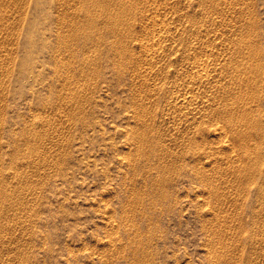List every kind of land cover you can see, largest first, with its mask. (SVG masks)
I'll return each instance as SVG.
<instances>
[{
    "label": "rangeland",
    "instance_id": "obj_1",
    "mask_svg": "<svg viewBox=\"0 0 264 264\" xmlns=\"http://www.w3.org/2000/svg\"><path fill=\"white\" fill-rule=\"evenodd\" d=\"M101 1L0 0V264H264V0Z\"/></svg>",
    "mask_w": 264,
    "mask_h": 264
},
{
    "label": "bare ground",
    "instance_id": "obj_2",
    "mask_svg": "<svg viewBox=\"0 0 264 264\" xmlns=\"http://www.w3.org/2000/svg\"><path fill=\"white\" fill-rule=\"evenodd\" d=\"M1 1H2V0H1ZM94 1H95V0H94ZM98 1H100V0H97V2H98ZM102 1H103V0H102ZM102 1H101V2H102ZM135 1H136V0H135ZM135 1H134V2H135ZM101 2H100V4H101ZM105 2H106L105 4L108 5V4H107V1H105ZM131 2H132V1H131ZM0 3H1V2H0ZM2 3H3V2H2ZM2 3H1V4H2ZM98 3H99V2H98ZM102 3L104 4V2H102ZM123 3H124V2H123ZM100 4H99V5H100ZM105 4H104V5H105ZM129 4H130V3H129ZM129 4H128V5H129ZM133 4H134V3H133ZM133 4H132V5H133ZM95 5H96V4H95ZM97 5H98V4H97ZM119 5H122V4L119 3ZM100 6H102V5H100ZM123 6H127V5H124V4H123ZM129 6H130V5H129ZM133 6H134V5H133ZM107 7H108V6H107ZM107 7H102V8H105V9H106ZM109 8H110V7H109ZM109 8H107V9H109ZM130 8H131V7H130ZM118 9H119V7L116 8V10H118ZM120 9H121V8H120ZM122 9H123V8H122ZM128 9H129V7H128ZM86 10H87V9H86ZM103 10H104V9H103ZM110 10H111V9H110ZM113 10H114V9H113ZM132 10H133V9H132ZM0 11H1V10H0ZM88 11H89V10H88ZM88 11H86V12H88ZM108 11H109V10H108ZM108 11H107V12H108ZM118 11H119V10H118ZM125 11H126V9H125ZM107 12H106V13H107ZM120 12H121V11H120ZM120 12H119V14H121ZM122 12H123V11H122ZM112 13H114V12L112 11ZM112 13H111V14H112ZM131 13H132V12H131ZM89 14H90V13H89ZM108 14H110V12H109ZM111 14H110V15H111ZM117 14H118V12H117ZM112 15L116 16L115 14H112ZM121 15L124 17L123 13H122ZM128 15H129V13H128ZM85 16H86V15H85ZM88 16H89V15H88ZM88 16H86V17H88ZM117 16H118V15H117ZM117 16H116V19H117ZM92 17H93V16H92ZM110 17H111V16H110ZM118 17H119V16H118ZM120 17H121V16H120ZM123 17H122V18H123ZM108 18H109V17H108ZM111 18H112V17H111ZM126 18H127V16H126ZM126 18H125V19H126ZM86 19H87V18H86ZM90 19H91V18H90ZM95 19H96V18H95ZM118 19L120 20V18H118ZM118 19H117V21H118ZM128 19H129V18H128ZM106 20H108V19H106ZM110 20H111V19H110ZM112 20H114V17H113ZM121 20H122V19H121ZM126 20H127V19H126ZM92 21H95V20L92 19ZM108 21H109V20H108ZM108 21H107V23H109ZM114 21H115V20H114ZM105 22H106V21H105ZM118 22H119V21H118ZM122 22H123V21H122ZM122 22H121V23H122ZM125 22H126V21H125ZM110 23L112 24V21H110ZM113 23H114V22H113ZM121 23H120V24H121ZM128 23H129V21H127V24H128ZM86 24H87V21H86ZM116 24H117V23H115V25H116ZM118 24H119V23H118ZM118 24H117L116 26L114 25V27H116V29H117V26L119 27ZM124 24H125V23H124ZM106 25H107V24H106ZM252 25H253V24H252ZM122 26H123V25H122ZM124 26H125V25H124ZM124 26H123V27H124ZM126 26H127V25H126ZM253 26H255V25H253ZM107 27H108V26H107ZM111 27H112V26L110 25V28H111ZM251 28H252V26H251ZM111 29H113V28H111ZM122 29H123V28H122ZM122 29H121V30H122ZM128 29H129V27H128ZM128 29H127V30H128ZM114 30H115V29H114ZM123 30H124V29H123ZM253 30H254V28H253ZM117 31H118V30H117ZM251 31H252V30H251ZM254 31H255V30H254ZM254 31H252V33H253ZM119 32L122 33V31H120V30H119ZM124 32H125V31H124ZM117 33H118V32H117ZM250 33H251V32H250ZM252 33H251V36H253ZM256 33H257V32H256ZM118 34H119V33H118ZM122 34H123V33H122ZM124 35H125V33H124ZM124 35H123V36H124ZM249 35H250V34H249ZM251 36H250V37H251ZM256 36H258V34H257ZM119 37H120V36H119ZM119 37H118V38H119ZM254 37H255V36H254ZM251 38H253V37H251ZM253 39H255V38H253ZM257 39H258V38H257ZM121 40L123 41L124 39L121 38ZM118 41H120V40H118ZM248 41L250 42L249 38H248ZM251 41H252V40H251ZM255 41H256V39L254 40V43H255ZM124 42H125V41H124ZM245 42H246V41H245ZM120 43H121V42H120ZM250 43H251V42H250ZM257 43H258V41H257ZM245 44H246V43H245ZM119 45H121V44H119ZM123 45H124V44H123ZM251 45L254 47L253 44H251ZM255 45L257 46V44H255ZM258 45H261V44H258ZM125 46H126V45H125ZM248 46H249V45H248ZM248 46H246V47H248ZM117 47H118V46H117ZM244 47H245V46H244ZM257 47H258V46H257ZM257 47H256V50L258 49ZM260 47H261V46H259V48H260ZM122 48H123V47H122ZM122 48H121V50H122ZM251 48H252V47H251ZM251 48H250V49H251ZM261 48H262V51H263V47H261ZM117 49H118V48H117ZM246 49H249V48H246ZM246 49H245V50H246ZM254 49H255V47H254ZM125 50H126V49H125ZM256 50H255V51L253 50V52L255 53ZM117 51H118V50H117ZM123 51H124V50H123ZM258 51H260V50H258ZM247 52H250V50H249V51L247 50ZM260 52H261V51H260ZM119 53H120V52H119ZM250 53H251V52H250ZM257 53H258V52H257ZM125 54H126V56H127V53H125ZM252 54H253V53H252ZM258 54H259V53H258ZM128 55H129V54H128ZM247 55H248V54H247ZM249 55H250V54H249ZM256 55H257V54H256ZM262 55H263V53L260 55V57H263ZM253 56H254V55H252L251 58H253ZM258 56H259V55H258ZM129 57H130V56H129ZM126 58H127V57H126ZM255 58H258V57H255ZM255 58H254V61H256ZM247 59L251 60L248 56H247ZM259 59H260V58H259ZM263 59H264V58H263ZM123 60H124V58H123ZM128 60H130V59H128ZM252 60H253V59H252ZM261 60H262V58H261ZM123 62H124V61H123ZM126 62H127V61H126ZM195 62H197V61H195ZM242 62H245V63L247 62V63H249L248 60H247V61H242ZM121 63H122V62H121ZM201 63H202V62H201ZM259 63H261L260 60H259ZM128 64H129V63H128ZM249 64H250V63H249ZM249 64H245V65H247V66H245L244 63H243V65H244L245 67H247V68H249V67H248ZM257 64H258V63H257ZM257 64H255V65H257ZM262 64L264 65V63H262ZM123 65H124V64H123ZM126 65H127V63H126ZM240 65H242V64H240ZM243 65H242V67H243ZM251 65H252V63H251ZM253 66H254V65H252V67H253ZM260 66H261V65H260ZM250 67H251V66H250ZM243 68H244V67H243ZM254 68H255L254 70H256V67H254ZM245 69H246V68H245ZM249 69H250V68H249ZM263 69H264V68H263ZM243 70H244V69H243ZM243 70H242V72H244V73L247 72V71H243ZM246 70H248V69H246ZM258 70H259V69H258ZM250 71H251V70H250ZM250 71H248V72H250ZM199 72H200V71H198V76H199L200 78H204L203 75H205V76L208 75V73H207L206 71H202V72H200V74H199ZM240 72H241V70L239 69V73H240ZM242 72H241V74H242ZM251 72H252V73H256L257 71H255V72L251 71ZM251 72H250V73H246V74L250 75ZM260 73H261V72H260ZM236 74H237V73H236ZM246 74H245V75H246ZM245 75H243V76H245ZM254 75H255V74H254ZM236 76H238V75H236ZM243 76H242V77H243ZM246 76H247V75H246ZM246 76H245V78H246ZM258 76H259V75H258ZM258 76H257V77H258ZM260 76H261V79L264 80V72H263ZM242 77H241V78H242ZM245 78H244V79H245ZM247 78H248V76H247ZM250 78H253V77L250 76ZM254 78H256V77H254ZM258 78H259V77H258ZM242 79H243V78H242ZM253 80L255 81L256 79H253ZM257 80H258V79H257ZM257 80H256V81H257ZM259 80H260V79H259ZM262 80H261V82H262ZM254 81H252V82H254ZM241 82H242V81H241ZM243 82H244V81H243ZM243 82H242V83H243ZM249 82H251V81H249ZM252 82H251L250 84H254V83H252ZM246 83H247V84L245 85V86H246L245 89L250 90V87H249V84H248L247 81H246ZM244 84H245V83H243V85H244ZM256 84H257V83H255V84L253 85L254 87H253L252 89H255V90H256V87H255ZM258 84H259V82H258ZM257 86H258V85H257ZM241 87H242V85H241ZM247 87H248V88H247ZM242 90H244V87H243ZM255 90H254V91H255ZM258 90H259V89H258ZM250 91H251V90H250ZM238 92H239V91H238ZM238 92H237V94H238ZM248 92H249V91H248ZM255 92H256V91H255ZM255 92H254V94H255V95L257 94V96H258L259 91H258V93H255ZM249 93H250V92H249ZM261 93H263V91H261ZM261 93H260V94H261ZM242 94H243V93H242V91H241V96H242ZM244 94L247 95V92L244 93ZM263 94H264V93H263ZM263 94H261V95H263ZM239 95H240V94H239ZM249 95H250V94H249ZM249 95H247V96L249 97ZM241 96H240V98H241ZM250 96H251V95H250ZM253 96H254V95H253ZM253 96H252V98H253ZM259 96H260V95H259ZM259 96H258V97H259ZM243 97H244V96H242V98H243ZM248 97H247V98H248ZM237 98H238V97H237ZM237 98L235 97V98H233V99H237ZM255 98H256V97H255ZM255 98H254V99H255ZM243 99H244V98H243ZM249 99H250V98H249ZM256 99H257V98H256ZM258 99H261V98H258ZM258 99H257V100H258ZM262 99H264V95H263ZM262 99H261V101H258V102L263 103ZM241 100H242V99H241ZM244 100H246V102H247V99H244ZM250 100H252V99H250ZM231 101H233V100H231ZM235 101H238V102H239V99H238V100H235ZM242 101H243V100H242ZM249 102H250V101H249ZM252 102L254 103V101H252ZM255 102H257V101H255ZM258 102L255 104L256 106H257ZM232 103L234 104V102H232ZM232 103L229 102V103H228L229 106H231L230 104H232ZM243 103H244V101L242 102V104H243ZM228 104H227V105H228ZM236 104H237V103H236ZM236 104H235L234 106H236ZM246 104H247V103H246ZM259 104H260V103H259ZM227 105H226V106H227ZM239 105H240V103H239ZM255 105H254V106H255ZM261 105H263V104H261ZM261 105H260V106H261ZM240 106H241V105H240ZM248 106L250 107V104H249ZM256 106H255V107H256ZM144 107H145V106H143L142 109H145ZM238 107H239V106H238ZM242 107H244V104H243ZM232 108H234V107H232ZM235 108H236V107H235ZM246 108H247V107L245 106V109H246ZM263 108H264V105H263L262 109H263ZM229 109H231V108L229 107ZM229 109H228V110H229ZM241 109H242V108H241ZM243 109H244V108H243ZM243 109H242V110H243ZM245 109H244V110H245ZM247 109H248V108H247ZM249 109H251V107H250ZM253 109H254V108L252 107V111H253ZM256 109H257V108H256ZM145 110H146V109H145ZM231 110H232V109H231ZM231 110H230L229 112H231ZM238 110H239V109H238ZM244 110L242 111V112H243L242 117H243V115H244L245 112H246V111L244 112ZM258 110H259V109H258ZM224 111L226 112V110H224ZM235 111H236V110H235ZM252 111H250V113H252ZM255 111H256V110H254V112H255ZM259 111H260V110H259ZM259 111H258L257 113H259V115H260V112H259ZM261 111H262V110H261ZM263 111H264V110H263ZM142 112H143V111H142ZM227 112H228V111H227ZM238 112H239V111H238ZM232 113H233V111H232ZM234 113H235V112H234ZM247 113H248V111H247ZM257 113H256V114H257ZM228 114H229V113H228ZM248 114H249V113H248ZM252 114H253V113H252ZM254 114H255V113H254ZM229 115H230V114H229ZM236 115H237V112H236ZM236 115H235V116H236ZM245 115H247V114H245ZM259 115H256L254 118H256V117L259 116ZM230 116L233 117L234 115L231 114ZM235 116H234V117H235ZM237 116H238V115H237ZM240 116H241V115H239V117H240ZM247 116H248V115H247ZM253 116H254V115H253ZM253 116H250V118L253 117ZM239 117H238V118H239ZM245 117H246V116H245ZM245 117H243V118H245ZM259 117H260V116H259ZM228 118H229V117H228ZM235 118H236V117H235ZM235 118H234V119H235ZM240 118H241V117H240ZM248 118H249V117H246L245 119H248ZM250 118H249V119H250ZM236 119H237V118H236ZM262 119H263V117H262ZM262 119H261V120H262ZM229 120H230V119H229ZM255 120H257V119H255ZM232 121H233V120H232ZM240 121H241V119H240ZM240 121H239V122H240ZM247 121H249V120H247ZM253 121H254V120H253ZM259 121H260V119H259ZM236 122H237V120H236ZM242 122H243V121H242ZM242 122H241V123H242ZM250 122H252V121H250ZM260 122H261V121H260ZM233 123H234V121H233ZM241 123H240V125H241ZM258 123H259V122H258ZM263 123H264V122H263ZM230 124H231V123H230ZM242 124H243V123H242ZM244 124H245V121H244ZM246 124H247V123H246ZM246 124H245V127H247V128H249V124H250V126H251V123H248V126H246ZM141 125H142V123H141ZM144 125H145V124L143 123L142 126H144ZM232 125H233V124H232ZM234 125H235V124H234ZM237 125H239V124H237ZM257 125H258V124H257ZM259 125H260V124H259ZM259 125H258V126H259ZM235 126H236V125H235ZM242 126H243V125H242ZM146 127H147V125H146ZM236 127H237V126H236ZM255 127L257 128L256 125H255ZM139 128H140V127H139ZM241 128H242V127H241ZM250 128H251V127H250ZM250 128H249V129H250ZM256 128H255V130H256ZM259 128H260V126H259ZM137 129H138V128H137ZM142 129H143V127H142ZM245 129H246V128H245ZM249 129H247L245 132H244L243 129H242V131L244 132V135H248V132L251 131V130H249ZM251 129H253V124H252V128H251ZM262 129H263V128H262V125H261V129H259V131H260V130L262 131ZM139 130H140V129H139ZM144 130H145V128L143 129V132H144ZM146 130H148V129H146ZM237 130H238V131H241V129H240V130L237 129ZM248 130H249V131H248ZM137 131H138V130H137ZM257 131H258V130H257ZM148 132H149V131H148ZM235 132H236V131H235ZM138 133H139V132H138ZM144 133H145V134H144ZM144 133H141V135L144 134V136H146V132H144ZM233 133H234V132H233ZM237 133H238V132H237ZM239 133H240V132H239ZM250 133H251V132H250ZM260 133H261V132H260ZM262 133H264V132H262ZM136 134H137V133H136ZM136 134H135V136H136ZM235 134H236V133H235ZM258 134H259V133H258ZM148 135H150V134H148ZM242 135H243V133H242ZM262 135H263V134H262ZM234 136H235V135H234ZM240 136H241V135H239V137H240ZM255 136H256V135H255ZM258 136H259V135H258ZM258 136H256V137H258ZM147 137H148V136H147ZM237 137H238V134H237V136H236V139H237ZM239 137H238V138H239ZM241 137H242V136H241ZM241 137H240V138H241ZM244 137H245V136H243V138H244ZM247 137H249V136H247ZM259 137H260L259 139H260L261 141H264V140L261 139V135H260ZM138 138H139V135H138ZM138 138H137V139H138ZM148 138H149V137H148ZM243 138H241V139H243ZM253 138H254V137H253ZM135 139H136V138H135ZM145 139H146V138H145ZM236 139H235V140H236ZM245 139H246V138H245ZM245 139H243L242 141H244ZM247 139H248V138H247ZM250 139H251V138H250ZM146 140H148V139H146ZM152 140H154V139H152ZM238 140H239V139H238ZM254 140H256V138H254ZM144 141H145V140H144ZM236 141H237V140H236ZM239 141H240V140H239ZM242 141H241V143H242ZM247 141H248V140H247ZM252 141H253V140H252ZM257 141H258V138H257ZM257 141H256V142H257ZM261 141H259L260 143H257V144H261ZM141 142H142V139H141ZM145 142H147V141H145ZM145 142H144V143H145ZM151 142H152V141H151ZM245 142H246V141H245ZM254 142H255V141H254ZM142 143H143V142H142ZM149 143H150V141H149ZM152 143H153V142H152ZM154 143H155V142H154ZM238 143H239V142H238ZM245 144H247V143H244V145H245ZM255 144H256V143H255ZM138 145H139V144H138ZM150 145L153 146V144H150ZM150 145H148V148H147V149H149V146H150ZM155 145H156V147H157V143H155ZM239 145H240V146H243L242 144H239ZM249 145H250V144H248V146H249ZM251 145L253 146V143H252ZM251 145L249 146L250 149H254V148H256V146H257V145H254V147H252ZM262 145H263V144H262ZM139 146H142V145L140 144ZM146 146H147V144H146ZM146 146H145V147H146ZM151 146H150V147H151ZM246 146H247V145H246ZM142 147H143V146H142ZM142 147H141V149H142ZM153 147H154V146H153ZM156 147H154L153 149H152V147H151V149H152V150H155ZM244 147H245V146H244ZM244 147H243V148H244ZM260 147H261V146L259 145V148H260ZM262 147H263V146H262ZM137 148H138V147H137ZM241 148H242V147H241ZM249 148H247V150H248ZM139 149H140V148H139ZM141 149H140V150H141ZM245 149H246V147H245ZM245 149H242V151L245 150ZM262 149H264V148H261V150H260L261 152H262ZM140 150H139V151H140ZM144 150H145V148H144ZM255 150H256V149H255ZM142 151H143V150H142ZM250 151H251V150H249V153H250ZM252 151H253V150H252ZM258 151H259V150H258ZM146 152H147V151H146ZM243 152H245V151H243ZM247 153H248V152H247ZM253 153H254V152H253ZM258 153H259V152H258ZM260 154H261V153H260ZM260 154H259V156H260ZM263 154H264V151H263L262 155H263ZM135 155H136V153H135ZM138 155H139V154H138ZM242 155H243V154H242ZM247 155H248V154H247ZM247 155H246V157L249 158V156H247ZM256 155H257V154H256ZM161 156H162V155H161ZM253 156H254V155H253ZM263 156H264V155H263ZM255 157H256V156H255ZM255 157H254V158H255ZM260 157H261V156H260ZM260 157L258 158V156H257V158H258L259 160L261 159ZM251 158H252V157H251ZM263 158H264V157H263ZM263 158H262V161H263ZM134 159H135V157H134ZM242 159H243V157H242ZM244 160H245V161H243V163L246 162V158H245ZM252 160H253V159H252ZM258 162H259V161H258ZM248 163H250V161H248L246 164H248ZM253 163H255V162H253ZM159 164H160V163H159ZM161 164H162V161H161ZM163 164H164V163H163ZM170 164H171V163H170ZM251 164H252V161H251ZM251 164H249V166H250ZM165 165H166V164H165ZM244 165H245V164H244ZM253 165H254V164H253ZM257 165H258V164H257ZM257 165H256V167H257ZM166 166H167V165H166ZM166 166H165V167H166ZM168 166H169V164H168ZM161 167L163 168L162 165H161ZM161 167H160V168H161ZM247 167H248V165H247ZM250 167H251V166H250ZM250 167H248V168H250ZM172 168H173V167H172ZM212 168H213V167H212ZM219 168H220V167H219ZM242 168H243V167H242ZM242 168H241V170H243ZM166 169H167V168H166ZM166 169H165V170H166ZM168 169H169V171L171 170L170 167H168ZM168 169H167V170H168ZM214 169L217 170L218 168L216 167V168H214ZM220 169H221V168H220ZM220 169H219V170H220ZM255 169H256V168H255ZM159 170H160V172H161L162 169H159ZM165 170H162V171H165ZM194 170H195V169H194ZM194 170H193V171H194ZM197 170H198V168H197ZM197 170H195V171H197ZM200 170H201V169H200ZM204 170H205V169H204ZM219 170H218V171H219ZM252 170H253V169H252ZM195 171H194V172H195ZM223 171H224V169H223ZM225 171H226V170H225ZM227 171H228V170H227ZM227 171H226V172H227ZM245 171H246V169H245ZM248 171H249V170H248ZM160 172H159V173H160ZM221 172H222V171H221ZM237 172H238V171H235L234 174H236ZM239 172H240V170H239ZM239 172H238V174H239ZM253 172H254V171H253ZM163 173H164V172H163ZM196 173H198V172H195L194 174H196ZM200 173H201V172H200ZM205 173H206V172H205ZM205 173H203V174L205 175ZM224 173H225V172H224ZM230 173H232V171H231ZM161 174H162V172H161ZM165 174H166V173H165ZM201 174H202V173H201ZM206 174H207V173H206ZM214 174H216V173H214ZM218 174H219V175H220V174L223 175V173H220V172H217V175H218ZM228 174H229V173H228ZM238 174H237V175H238ZM247 174H249V173L243 174V176H245V175H247ZM250 174H251V172H250ZM256 174H257V173H256ZM256 174H255V175H256ZM204 175H203V176H204ZM222 175H220V176H222ZM162 176H163V175H162ZM165 176H166V175H165ZM213 176H214V178H215V175H212V177H213ZM230 176H234V175H233V174H230ZM238 176H239V175H238ZM240 176L242 177V175H240ZM249 176H250V175H248V178H249ZM156 177H157V176H156ZM160 177H161V176H160ZM160 177H159V178H160ZM167 177H168V175H167ZM198 177H200L199 174H198ZM198 177H197V178H198ZM210 177H211V176H210ZM245 177H246V176H245ZM245 177H244V178H245ZM250 177L252 178V176H250ZM153 178H155V177H153ZM153 178H152V179H153ZM159 178H158V179L156 178V179L159 180ZM161 178H162V177H161ZM161 178H160V179H161ZM193 178H194V176H193ZM195 178H196V177H195ZM216 178H217V177H216ZM216 178H215V179H216ZM221 178H222V177H221ZM233 178H235V176L232 177L233 182H235ZM236 178H237V177H236ZM239 178H240V177H239ZM242 178H243V177H242ZM248 178H247V179H248ZM251 178H249V179H251ZM253 178H254V176H253ZM152 179H151V180H152ZM156 179H154V181H155ZM163 179H164V178H163ZM208 179H209V178H208ZM208 179H207V180H208ZM222 179H223V178H222ZM229 179H230V178H229ZM240 179H241V178H240ZM245 179H246V178H245ZM245 179H244V180H245ZM200 180H201V178H200ZM212 180H214V179L212 178ZM217 180H218V179H217ZM230 180H231V179H230ZM244 180H240V181H244ZM251 180H252V179H251ZM154 181H153V183H154ZM159 181H160V180H159ZM162 181H163V180H162ZM162 181H161V182H162ZM198 181H199V180L196 179V182H197V183H198ZM203 181H205V179H203ZM203 181L201 180V181H199V182H200V183H201V182L203 183ZM209 181L211 182V178H210ZM209 181H207V182H209ZM219 181H220V180H219ZM222 181H225V180L223 179ZM227 181H228V179H227ZM164 182H166V181H164ZM225 182H226V181H225ZM249 182H250V181H249ZM151 183H152V182H151ZM156 183H157V182H155V184H156ZM166 183H168V182H166ZM200 183H198V184L200 185ZM202 183H201V185H202ZM215 183H216V182H215ZM215 183H214V186L216 187ZM218 183H219V182H218ZM226 183H227V182H226ZM228 183H229V182H228ZM230 183H232V181H231ZM243 183H244V182H243ZM243 183L241 182L240 185H242ZM155 184H154V185H155ZM160 184H161V183H160ZM160 184H159V185H160ZM198 184H197V185H198ZM204 184H206V183H203V185H204ZM212 184H213V183H212ZM245 184H246V183H245ZM245 184H244V185H245ZM159 185H158V186H159ZM164 185H166V184H164ZM203 185H202V187H203ZM218 185H219V184H218ZM218 185H217V186H218ZM150 186H151V184H150ZM156 186H157V185H156ZM156 186H155V187H156ZM162 186H163V185H162ZM162 186H159V188H161ZM204 186H205V185H204ZM208 186H211L210 183H209V185L207 184V186H205V187H208ZM214 186H213V188H215ZM221 186H222V185H221ZM152 187H153V186H152ZM242 187H243V189H244V186H241V189H240V190H242ZM153 188H154V187H153ZM153 188H152V189H153ZM156 188H157V187H156ZM159 188H158V189H159ZM164 188H165V186H164ZM196 188H197V186H196ZM209 188H210V187H208V189H209ZM213 188H212V189H213ZM219 188H220V189H219ZM219 188H216V189H218V190L221 191L222 188H221L220 186H219ZM239 188H240V186H239ZM150 189H151V188H150ZM197 189H198V188H197ZM206 189H207V188H206ZM212 189H211V190H212ZM155 190H157V189H155ZM162 190H163V189H162ZM137 191H138V190H137ZM137 191H136V192H137ZM152 191H153V190H152ZM215 191H216V190H215ZM223 191H224V190H223ZM243 191H245V190H243ZM144 192H145V190H144ZM164 192H165V191H164ZM209 192H210V189H209ZM213 192H214V191H213ZM217 192H218V191H217ZM217 192H216V193H217ZM239 192H241V191H239ZM136 194H138V193H136ZM136 194H135V195H136ZM139 194H140V193H139ZM158 194H159V193H158ZM210 194H211V192H210ZM218 194L221 195V193H218ZM225 194H226V192H225ZM225 194L223 193V195H222L221 198H223V196H225ZM227 194H228V193H227ZM141 195H144L143 192H142V194H140L139 196H141ZM156 195H157V193H156ZM160 195H161V193H160ZM162 195H163V194H162ZM212 195H213V194H212ZM212 195H211V196H212ZM220 195H219V196H220ZM137 196H138V195H137ZM166 196H167V195H166ZM213 196H214V195H213ZM216 196H217V194H216ZM219 196H218V197H219ZM226 196H227V195H226ZM135 197H136V196H135ZM161 197H162V196H161ZM164 197H165V196H164ZM214 197H215V196H214ZM218 197H217V198H218ZM137 198H140V197H137ZM137 198H136V199H137ZM141 198H143V197L141 196ZM141 198H140V199H141ZM157 198H158V197H157ZM159 198H160V196H159ZM217 198L215 197V199H217ZM226 198H227V197H226ZM134 199H135V198H134ZM215 199H214V200H215ZM224 199H225V198H224ZM132 200H133V199H132ZM141 200H142V199H141ZM133 201H134V200H133ZM133 201H132V202H133ZM135 201H136V200H135ZM143 201H144V200H143ZM211 201H213V200L211 199ZM221 201H223V199H222ZM221 201L219 200V202H221ZM129 202H130V201H129ZM137 202H138V204L140 205L141 202H140V203H139V201H137ZM209 202H210V200H209ZM217 202H218V200H217ZM135 203H136V202H135ZM142 203H145V202H142ZM210 203H211V202H210ZM210 203H209V206H211ZM128 204H129V203H128ZM138 204H137V205H138ZM212 204H214V203H212ZM219 204H220V203H219ZM130 205L132 206L133 203L130 204ZM142 205H143V207L145 206L144 204H142ZM142 205H140V208L142 207ZM127 206L129 207V205H127ZM133 206H134V205H133ZM135 206H136V204H135ZM214 206H216V204H215ZM218 206H219V205H218ZM212 207H213V206H212ZM133 208H134V207H132V209H133ZM208 208H209V207H208ZM208 208H206L207 210L205 209V210L207 211V212H206V211H205V212H206L207 214L209 213V216H208V217L210 218V212H208V211H209ZM216 208H217V206H216ZM128 209H130V208H128ZM137 209H138V207H137ZM211 209H212V208H210V210H211ZM134 210H136V209H134ZM202 210H204V209L202 208ZM131 211H133V210H131ZM136 211H137V210H136ZM136 211H135V212H136ZM219 211H220V210H219ZM133 212H134V211H133ZM138 212H139V211H138ZM211 212H212V210H211ZM213 212H214V209H213ZM220 212L222 213V211H220ZM217 213H218V215H219V212H217ZM221 213H220V215H221ZM134 214H135V213H134ZM141 214H142V212H141ZM135 215H136V214H135ZM135 215H134V216H135ZM137 215H138V214H137ZM137 215H136V217H138ZM236 215H237V214H236ZM238 215H239V214H238ZM152 216H153V215H152ZM212 216H213V213H212ZM214 216L217 217L216 214H214ZM224 216H225V215H224ZM224 216H220V217H218V218H221V217H224ZM234 216H235V215H234ZM234 216H233V217H234ZM239 216H240V215H239ZM131 217H132V216H130V220H132ZM205 217H207V216H205ZM205 217H204V218H205ZM225 217H226V216H225ZM225 217H224V218H225ZM230 217H231V216H230ZM230 217H229V220H231ZM128 218H129V217H128ZM132 218H133V217H132ZM200 218H202V217H200ZM204 218H202L201 220H203ZM209 218L206 220V221H207L206 223H209V221H208ZM211 218H212V217H211ZM213 218H214V217H213ZM224 218H223V219H224ZM231 218H232V217H231ZM241 218H243V217L241 216ZM135 219L137 220V218H135ZM236 219H237V218H235L234 220H236ZM124 220L126 221L127 219H124ZM212 220H213V219H212ZM225 220H226L225 223L229 222V221H227V219H225ZM225 220H224V221H225ZM132 221L134 222L135 220H132ZM204 221H205V219H204ZM204 221H202V222H204ZM219 221H220V220H219ZM240 221H242L241 223H243L244 220H241V219H240ZM128 222H129V221L127 220V223H128ZM202 222H201V224H202ZM210 222H211V220H210ZM214 222H215V220H214ZM217 222H218V221H217ZM221 222H223V221L221 220L220 223H221ZM231 222H232V221H231ZM236 222H237V221H235L234 223H236ZM129 223L131 224V222H129ZM225 223H224V222L222 223V226H223L224 228H226V227H225ZM232 223H233V222H232ZM239 223H240V222H239ZM130 224H129V225H130ZM133 224H134V223H133ZM133 224H132V225H133ZM136 224H137V222H136ZM136 224H134V225H136ZM223 224H224V225H223ZM228 224H229V226L232 225V224H230V223H228ZM236 224H237V223H236ZM236 224H235V226H236ZM134 225H133V228H134ZM202 225H203V224H202ZM205 225H206V224H205ZM139 226H140V225H138V227H139ZM214 226H215V223H214ZM217 226H221V224H220V225L217 224ZM222 226H221V227H222ZM237 226H238V225H237ZM135 227H136V226H135ZM148 227H149V226H148ZM206 227H207V226H206ZM206 227H204V228H206ZM201 228H202V227H201ZM210 228H211V227H210ZM212 228H214V227H212ZM227 228H228V227H227ZM236 228H237V227H236ZM135 229H137V227H136ZM138 229H139V228H138ZM207 229H208V228H207ZM219 229H220V228H219ZM232 229H235V227H233ZM139 230H141V228H140ZM146 230H153V229H152V227H151L150 229H146ZM209 230H210V229H209ZM214 230H217V229H214ZM214 230H213V231H214ZM221 230H222V228H221ZM221 230H219V231H220V234H219V235H221V233H222ZM224 230H225V229H224ZM226 230H227V229H226ZM228 230H229V228H228ZM228 230H227V231H228ZM239 230H240V227H239ZM137 231H138V230H137ZM205 231H206V230H205ZM205 231H203L204 234H206ZM210 231H211V230H210ZM213 231H212V232H213ZM229 231L232 232L231 229H230ZM235 231H236V229H235ZM141 232H142V231H141ZM147 232H148V231H145V233H147ZM151 232H153V231H151ZM151 232H148V233L150 234ZM224 232H225V231H224ZM230 232H228V233H230ZM236 232H237V231H236ZM236 232H235V234L238 235V234H237L238 232H237V233H236ZM258 232H259V231H258ZM135 233H136V232H135ZM142 233H143V232H142ZM214 233H215V232H214ZM216 233L218 234V232H216ZM137 234L139 235V231H138ZM137 234H133V235H134V236H135V235L137 236ZM140 234H141V233H140ZM149 234H148V235H149ZM209 234H210V233H209ZM209 234H208V235H209ZM223 234H224V233H223ZM225 234H226V233H225ZM232 234H233V233H230V235H232ZM247 234H248V233H247ZM143 235H144V234H142V237H143ZM150 235L152 236V234H150ZM230 235H229V236H230ZM256 235H257V233H256ZM256 235H255V236H256ZM145 236H146V235H145ZM205 236H206V238L208 237L207 234L204 235V237H205ZM211 236H212V235H211ZM211 236H210V237H211ZM214 236H217V235L215 234ZM214 236H212V237H214ZM226 236H227V234H226ZM232 236H233V235H232ZM138 237H139V236H138ZM138 237H137V238H138ZM140 237H141V235H140ZM146 237H147V236H146ZM148 237H149V236H148ZM148 237H147V239H148ZM218 237H219V236H218ZM222 237H223V236H222ZM222 237H221V238H222ZM227 237H228V236H227ZM251 237H252V235H251ZM253 237H254V235H253ZM258 237H260V236L258 235L256 238H258ZM131 238H132V237H131ZM150 238H151V237H150ZM206 238H205V240H206ZM208 238H209V237H208ZM208 238H207V239H208ZM221 238H220V239H221ZM235 238H236V237H235ZM238 238H239V237H237L236 240H237ZM246 238H247V237H246ZM256 238H255V239L251 238V239H252V241H253V240H257ZM260 238H261V237H260ZM260 238H258V240H261ZM262 238H263V237H262ZM134 239H136V238H134ZM147 239H146V240H147ZM210 239H213V240H214L215 237H214V238H210ZM216 239H218V238H216ZM216 239H215V240H216ZM220 239H219V240H220ZM226 239H227V238H226ZM226 239H224V240H226ZM233 239H234V238L232 237V240H233ZM243 239H244V238H243ZM132 240H133V239H132ZM139 240H140V239H139ZM146 240H144V241H146ZM215 240L213 241L214 244H216L217 247H218V246L221 247L220 245H218V243L220 244L221 241L215 243ZM227 240L231 241V239H230L229 237H228ZM238 240H239V239H238ZM238 240H237V242H238ZM249 240H250V239H249ZM133 241H134V240H133ZM148 241H149V240H148ZM150 241H152V240H150ZM206 241H207V240H206ZM211 241H212V240H209V242H211ZM134 242H135V241H134ZM139 242H140V241H139ZM141 242H143V241H141ZM152 242H153V241H152ZM152 242H151V244H153ZM209 242H208V243H209ZM213 242H212L210 245H212ZM225 242H226V241H225ZM249 242H250V241H249ZM249 242H248V243H249ZM255 242H256V241H255ZM130 243H131L132 245L134 244V243H132L131 241H130ZM137 243H138V242L136 241V244H137ZM206 243H207V242H206ZM206 243H205V245H207ZM221 243H223V242H221ZM227 243H228V241H227ZM229 243L231 244V245L229 246V248H231L232 245H233V244H232L233 241H232V242H229ZM143 244H144V242H143ZM143 244L141 243L142 246H143ZM146 244H147V242H146ZM214 244H213V245H214ZM225 244H226V243H225ZM235 244H236V242H235ZM235 244H234V245H235ZM251 244H252V242H251ZM253 244H254V243H253ZM213 245H212V247H216V246H213ZM221 245H224V244H221ZM134 246L137 248L138 245H134ZM142 246H139L138 248H140V247L142 248ZM147 246H148V245H145V248H146ZM207 246H209V245H207ZM224 246H225V245H224ZM224 246L221 247V248H222V249H223V248H224V249H225V248H226V249L228 248L227 245H226V247H224ZM237 246H238V248H239V245H237ZM237 246H236V247H237ZM210 247H211V246H210ZM212 247H211V248H212ZM219 247H218V248H219ZM233 247H234V246H233ZM233 247H232V248H233ZM236 247H235V248H236ZM252 247H254V246H252ZM147 248H148V247H147ZM147 248H146V249H147ZM149 248H150V246H149ZM246 248H247V247H246ZM250 248H251V247H250ZM142 249H143V248H142ZM212 249H213V248H212ZM224 249H223V250H224ZM239 249H240V248H239ZM149 250H150V249H149ZM207 250H208V249H207ZM209 250H210V249H209ZM209 250H208V253H209ZM214 250H215V249H214ZM216 250H217V249H216ZM219 250H221V249H219ZM219 250H217V251H219ZM223 250H222V252H224ZM227 250H228V249H227ZM227 250H226V251H227ZM232 250H233V249H232ZM242 250H243V249H242ZM242 250H241V251H242ZM247 250H248V249H247ZM249 250H250V249H249ZM136 251H137V250H136ZM138 251H139V249H138ZM142 251H143V250H142ZM142 251H141V252H142ZM228 251H229V250H228ZM235 251H236V249L234 250V252H235ZM238 251H240V250H238ZM251 251H252V250H251ZM254 251H255V253H256V252L258 253V251H256V250H254ZM141 252H140V251L138 252V256H139V253L141 254ZM146 252H147V250H146ZM212 252H213V250H212L210 253H212ZM214 252H215V251H214ZM222 252H221V253H222ZM247 252H248V251H247ZM135 253H136V252H135ZM238 253H239V252H238ZM248 253H249V252H248ZM231 254H232V253L229 251V256H231ZM240 254H241V253H240ZM250 254H251V253H250ZM142 255H144V254H142ZM209 255H210V254H209ZM209 255H208V256H209ZM211 255L214 256V254H211ZM215 255H216V252H215ZM219 255H221V254H219ZM223 255H226V254L223 253ZM223 255H221V256H223ZM236 255H237V254H236ZM236 255L234 254V256H236ZM244 255H245V254H244ZM136 256H137V255H136ZM144 256H145V255H144ZM205 256H206V255H205ZM208 256H207V258H208ZM212 256H210V257H211V258H214L213 260H215V259L218 258V256H217L216 258H215V257H212ZM229 256H228V257H229ZM240 256H241V255H240ZM248 256H249V254H248ZM140 257H141V256H140ZM226 257H227V256H226ZM136 258H137V257H136ZM138 258H139V257H138ZM138 258H137V260H138ZM204 258L207 259L206 257H204ZM219 258H220V256H219ZM230 258H231V257H229V260H228V261H232V260H234V259L230 260ZM240 258H241V257H240ZM141 259H143V257H142ZM146 259H147V258H146ZM205 259H204V260H205ZM220 259H223V260L225 259V260H226L227 258H225V256H224L223 258L221 257ZM220 259H219V260H220ZM242 259H244V258L242 257ZM248 259H249V258H248ZM248 259H247V260H248ZM139 260H140V259H139ZM207 260H208V259H207ZM207 260H205V261H206V264H210V263H207ZM209 260H210V259H209ZM209 260H208V262H210ZM213 260H212V262H213ZM219 260H217V261H219ZM223 260H222V261H223ZM237 260H238V259H237ZM237 260H235V261L238 262ZM141 261H142V260H141ZM215 261H216V260H215ZM215 261H214V262H215ZM217 261H216V262H217ZM222 261H221V262H222ZM235 261H234V262H235ZM239 261H240V260H239ZM139 262H140V261H139ZM143 262H145V260H144ZM202 262H203V261H202ZM214 262H213V263H214ZM219 262H220V261H219ZM221 262H220V263H221ZM223 262H224V261H223ZM225 262H226V261H225ZM225 262H224V263H225ZM236 262H235V263H236ZM240 262L242 263L243 261H240ZM248 262H249V261H248ZM251 262H252V261H251ZM251 262H250V263H251ZM140 263H141V262H140ZM213 263H212V264H213ZM224 263H222V264H224ZM232 263H233V262H230V264H232ZM246 263H247V261H246ZM137 264H139V263H137ZM145 264H146V263H145ZM218 264H219V263H218ZM226 264H229V262L226 263ZM233 264H234V263H233ZM238 264H240V263H238ZM247 264H248V263H247Z\"/></svg>",
    "mask_w": 264,
    "mask_h": 264
}]
</instances>
